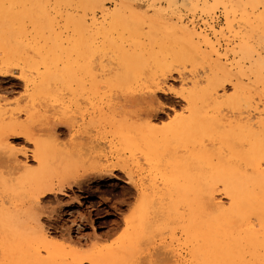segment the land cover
I'll return each instance as SVG.
<instances>
[{
  "label": "bare ground",
  "instance_id": "obj_1",
  "mask_svg": "<svg viewBox=\"0 0 264 264\" xmlns=\"http://www.w3.org/2000/svg\"><path fill=\"white\" fill-rule=\"evenodd\" d=\"M74 1L85 15L67 8L73 0H0V80L21 81L30 101L21 120L23 114L6 108L7 98L0 94V264H137L143 253L152 264L157 253L142 246L150 242L154 247L162 229H168L169 237L160 238L161 253L170 257L168 262L166 256L160 259L168 264L170 258L179 264H264V13L254 10L263 8L264 0H183L194 8L202 4L204 10L211 9L210 1L224 7L231 35L224 45L221 39L227 35L217 23L178 25V16L179 21L167 25L159 12L146 14L138 0ZM155 1L149 2L152 7ZM106 3L115 7L106 10ZM105 47L120 56L115 75L109 76L102 61L97 65L89 58ZM181 61L206 63L208 69L200 66L203 75L180 77L184 90L174 93L186 106L163 123L157 114L168 105L161 100L172 92L166 72ZM227 84L233 89L230 95ZM114 87L133 89V104H143L137 108L140 114L134 118L118 111L117 118L106 113L114 108ZM65 95L70 102L86 97V118L96 128H109L110 157L122 164L110 162L81 176L73 171L82 160L67 152L64 143L62 148L56 144L75 127ZM43 98L61 102V110L53 108L49 116L45 107L36 108ZM102 139L84 146L91 160L102 155ZM11 141L34 149L28 152ZM130 159L138 172L147 170L148 181L135 183L136 215L119 245L86 260L76 247L78 238L66 233L69 244L55 245L40 222L51 214L40 207L43 201L65 195L74 183L80 187L89 175H130Z\"/></svg>",
  "mask_w": 264,
  "mask_h": 264
},
{
  "label": "rangeland",
  "instance_id": "obj_2",
  "mask_svg": "<svg viewBox=\"0 0 264 264\" xmlns=\"http://www.w3.org/2000/svg\"><path fill=\"white\" fill-rule=\"evenodd\" d=\"M138 1L141 2L142 5L144 4V7H145L144 10H145L146 14L154 16L155 12H159L162 15L161 16L162 20L165 23L168 22L167 25H170L173 22L179 21L178 16H180L181 21H182V22L180 21V23H178V25L189 24L191 22L190 20H195L196 23H198V22L203 23V22L208 21L210 23H215V24L217 23L218 26L224 27V31H223L224 34L223 35H227V36H225L227 39L222 37L221 43L223 45L231 37V35L227 29V24L225 25V23H226L225 17L227 16L226 11H225L223 6L213 4V1L209 2L211 5V9H209V10L202 9V4H200V6L194 8V5H192V3H188V2L184 3L183 0H176V3L173 6H170L169 1H167V0H156L155 1L156 4L154 5L156 7L151 6L152 0H149V1L148 0H138ZM150 1H151V3H149ZM52 3H53L52 1L49 2V4H52ZM69 3H71V5H69L67 8L70 11H72L74 15H77V16L78 15L79 16L85 15L83 9L78 7V5L76 4V2L74 0H73V2H69ZM7 5L8 4H6V6ZM262 6L263 5L261 4V5L257 6L256 8H254V10H256L255 11L256 14H259L260 12L264 13V11H263L264 7L262 8ZM114 7L115 6L112 3H106L105 4L106 10H112ZM258 10H259V12H258ZM85 13L88 14V17L92 16V13L90 12V10H86ZM94 15L96 17L100 18V20H102V13L100 11H95ZM173 24H175V23H173ZM226 29H227V31H225ZM226 32H227V34H225ZM228 36H229V38H228ZM223 40H224V42H223ZM103 49L104 50L101 52L96 50L98 53L94 51V54L92 53L93 56L91 55L92 57L90 56L89 58L93 59V60L91 59L92 60L91 62H93L94 64L100 65L102 63L101 64L102 66H103V63H104V65L106 64L104 66V68H106V71L109 74V76L111 74H113V72H114L113 75H115V73L120 72V69H121L118 65V61H119L118 57H120V56L116 57V55H118L116 53H118V52L115 53V51H114L115 48L110 47V49H109V47H105ZM111 49L113 51H111ZM106 50L108 51V53L106 52ZM96 53H97V55H95ZM3 56L4 55H3L2 51L0 50V58ZM83 56L82 57L79 56L80 60L86 58ZM94 57L95 58L97 57V58L94 59ZM36 59H38V58H35V60ZM82 62H84V61H82ZM182 62L183 61L178 62L177 64L172 63L173 65L174 64L175 65L174 66L171 65L172 67L169 69V73H168V71L166 72L167 85L169 88H172L173 90L171 89L172 92H170L167 95H163L165 97L167 96L166 97L167 99L162 97L163 100H161L164 104L168 105V107L165 108L163 113H160V115H159V113L157 114L158 118L160 117L159 120L160 121L162 120L163 123H167L168 121L173 119L176 115H180L182 112L181 109L186 106L184 101L181 98H179V96L176 95V93H174V92L181 93V91L184 90L182 88L184 86L180 87L181 85H183V82L181 81L180 77L183 75L184 77L189 78L191 76L190 73H197V74L202 73V75H203V71H202L203 68L201 69L200 66L204 67L206 65L205 66L206 68L204 67L203 70L206 69L205 71H207V69H208V65L206 63H202L203 64L202 65L200 63L195 62V64L193 63L194 64L193 65L191 62H187V63H186V61L183 63ZM196 64H199L198 66L200 68L197 67ZM193 66H196V67H193ZM110 67H111L112 71H111ZM107 68L110 69V73L108 72ZM15 84L18 86H15ZM229 86L230 85L227 84L226 90H229V91H226V92H227V94L230 95V94H232L233 89H231V86L230 87ZM228 87H229V89H228ZM133 88H135V86H133ZM180 89H181V91H180ZM132 90H121L118 87L112 88L110 90V95H112L111 103H112V107H114L115 110H113L114 108L112 110L110 108H106V113H108L109 115H111V113H112V115H116L117 118H119L118 116H120V114H122V113H127V114L129 113L130 115L133 114L134 116L132 115V117L135 118V115L137 114V112L139 113L137 108L141 104L138 105L137 102L133 104V102H135V101H132V100H134L135 98L132 97V95H133ZM0 92H1L0 94L2 96H5L7 98V100H5V101H7V103L4 102V103H6L5 104L7 106L6 108H8L9 110H14L16 112L22 113L23 115H20V117H21L20 119L21 120L25 119L26 116L24 115V112H25L27 106L29 105L30 101H29V97H27V95H26V91L24 89L23 83L19 80L14 79V78H7L4 80L1 79L0 80ZM173 94H175V95H173ZM67 96H68V98H67ZM158 96H160V95H158ZM64 97H66L65 99L67 100L66 106H68V108H69V109L67 108V110H66V111H68L67 112L68 115L70 117L73 116L72 118L76 119L74 121L75 127L72 129V131L70 133H66L65 136L64 135L59 136V138H57L58 140L56 139V144L58 146L60 145L59 147H61L63 145L62 143H64L65 148H67V149H65L67 152L72 153V155L74 154L73 156L76 159L82 160V162H81L82 166L78 167L76 165L75 169L73 171L77 175L81 176L84 174L85 175L89 174L88 172H90V170L92 168H95V167L96 168H103L110 162L120 161V163H121V160L112 159L110 157V152H109L110 148H109V144L107 142L109 141V139L112 138V135L108 131L109 128L107 126L96 128L95 126L91 125L89 123L88 118H86L85 114H87L88 110L90 109V107H89L90 105L88 104L86 97L85 96H77L76 99H74L71 102L69 101V95H65ZM47 99H49V98H46V100H44V98H43V99L39 100L38 102H36V108L45 107L47 109V111H49V112H47L45 110V108H42V110L46 111L47 114L52 113V115H53V111L55 110L58 112V110L62 106V104H61V102H58V101L54 102L55 100L52 98H50L49 101H47ZM76 100L78 103L76 102ZM45 102H47V104ZM75 102H76V104H75ZM68 103H69V105H68ZM39 104L43 105V106H40ZM54 104H55V106H54ZM50 105H53V107L51 106L52 107L51 109H49ZM47 106H49V107L47 108ZM142 106H143V104L139 108H141ZM85 107H86L87 111H86ZM120 107H121V109H119ZM116 108H118L119 110L118 109L116 110ZM52 109H53V111H52ZM60 110H61V108H60ZM70 110H72V111H70ZM73 110H74V113H72ZM116 111L117 112L121 111L122 113H120V112L117 113ZM49 116H51V114ZM56 116H58V115H56ZM163 119L165 120V122ZM101 136H104V139H102V141L99 140L100 141V143H99L100 148H98V149L100 151H102V153H101L102 155L100 157H97V158H92V160H91V156L87 153V148L86 149H83V148H84V146L87 147L88 145H90V143H92V141H94L95 138H99ZM61 138H62V141H61ZM86 139H88V140H86ZM11 142L12 143L14 142L13 144L17 145L16 147H18V148L23 147L28 152L29 151L31 152V150L34 149L33 145H31L29 143L21 142L22 143L21 144L20 142L18 143L17 141L16 142L11 141ZM57 142H59V143H57ZM71 143H72V146L70 145ZM97 143L98 142L95 141V144H97ZM66 144L69 145L70 147H67ZM75 144H76L77 148H76V146L73 147V145H75ZM58 146H56V147L59 149ZM97 147H98V145H97ZM103 148H105V149H103ZM63 150H64V148H63ZM104 155L107 157H103ZM128 155L129 154L127 153L124 156L128 157ZM86 157H89L88 159H90L91 162L90 161L88 162L87 161L88 159ZM85 158H86V160H85ZM93 159L96 160L95 163H94L95 160L93 161ZM84 161H87L88 163L86 162L87 164H85ZM92 161H93V163H92ZM97 161H98V163H97ZM141 163H142L141 164L142 166H145L144 161L141 160ZM30 164L32 165L33 163L30 162ZM129 164H130L129 165V172H130L129 174L130 175H128V173H125L122 171H116L114 173L113 178L112 177L110 178L109 176H106V175L103 177H100L98 174L89 175L88 178L85 180V182L83 184H81V186L82 185H84V186L79 187V185L77 183H74L73 187L68 189L65 195H60V196L59 195H52V196L47 198L49 200L46 199L43 201L44 202V203H42L43 206L41 204L40 207H42V208L44 207L43 210L46 209L45 212H47L49 214L51 213L50 214L51 216L47 215V214L45 216L43 215L44 217L42 216L43 219L41 218L40 222H41L42 226L44 225L48 229V230L47 229L46 230L50 232L49 235L51 237L53 236L51 239L54 241L55 245H57L58 247H64L65 248V246H67L69 244L68 242L67 243L65 242L67 235L73 237L74 240L75 239L77 240V238H78L81 241L79 240L80 242L78 245H76V247H78L81 258L83 256V259L84 258L87 259L89 257H92L99 250H106L109 248H114L117 245H119V243L122 241V239L129 232L128 221H130L136 215V208L138 206V192H137L135 183L136 184L140 183L141 178H142L141 182L145 181L147 183V181H148V172L146 169H142L141 171L138 172V169L136 167H134L132 164V159H130ZM32 166H36V164L34 163V165H32ZM89 166H91V167H89ZM0 170H1V168H0ZM100 178H102V180ZM81 188H82V190H81ZM77 189H79V190H77ZM55 196H56V198H55ZM81 200H82V202H80ZM46 216H48V217L50 216L52 218H48ZM44 223L47 224L49 227L47 225H45ZM125 223H126V225H125ZM92 227H93V229H91ZM69 228H70V230H69ZM67 229H68V231H67ZM165 231L167 234L164 233ZM161 232L162 233H160V235H158L155 238L157 242H155L156 245L154 247H152L149 244L150 242H148V243L146 242L147 245L143 244V246H142V248L145 249V251L151 249L155 254L157 253V255H159L158 252H160L161 255H159L158 257H157V255H153V256H155V257H153L154 260H156L155 258H158L157 259L158 261L156 260L155 264H160L161 263L160 258H162V257H165V256H166V258L170 257L168 255H164L163 253H161L162 250L160 249V244H162L160 242V238H168L169 237V231H168V229H165V230L162 229ZM66 233H67V235H66ZM55 236L56 237L58 236L57 238H60V239H57ZM62 236L63 237L65 236V237L62 238ZM96 236H97V238H96ZM61 240H63V241H61ZM79 245H81L82 247ZM112 245H113V247H112ZM158 246H159V248H158ZM156 249H157V252H155ZM136 256L140 258L141 254L136 255ZM86 259H84V260H86ZM140 259H138L137 264H140V262H141V264H147L145 253L142 254V257ZM153 259H152V264L154 261ZM139 260H140V262H139ZM143 260H144V262H143ZM162 260L164 262L165 258H163ZM170 260L171 261L174 260L175 264H179V263H177L176 258H172V259L170 258ZM171 261H169L170 264H173L174 262L172 263ZM167 262H168V258H167ZM86 264H88V263L86 262ZM165 264H168V263H166V260H165Z\"/></svg>",
  "mask_w": 264,
  "mask_h": 264
}]
</instances>
